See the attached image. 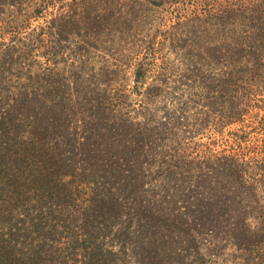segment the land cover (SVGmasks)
<instances>
[{
	"label": "trees",
	"instance_id": "trees-1",
	"mask_svg": "<svg viewBox=\"0 0 264 264\" xmlns=\"http://www.w3.org/2000/svg\"><path fill=\"white\" fill-rule=\"evenodd\" d=\"M46 1L0 0V264H264V159L192 158L264 93V0Z\"/></svg>",
	"mask_w": 264,
	"mask_h": 264
},
{
	"label": "rangeland",
	"instance_id": "rangeland-1",
	"mask_svg": "<svg viewBox=\"0 0 264 264\" xmlns=\"http://www.w3.org/2000/svg\"><path fill=\"white\" fill-rule=\"evenodd\" d=\"M53 1L56 0L46 1L49 3L48 8H44L39 17L35 15V18H32L31 28H40L45 21L53 17V13L56 11L55 5H58L52 4ZM167 6L166 4L165 8ZM117 50L118 48L115 46L111 49L112 52ZM261 89L263 90V88ZM247 98L244 107L240 108L244 112L242 120L222 128L212 126L205 136L200 139L197 137L196 142L201 145L193 151L192 158L197 160L200 159L199 156L236 154L241 159H251V162L264 159V93L257 92ZM258 195L261 196L260 199L264 203L263 185L259 186ZM213 260H215V264L222 262V258Z\"/></svg>",
	"mask_w": 264,
	"mask_h": 264
}]
</instances>
